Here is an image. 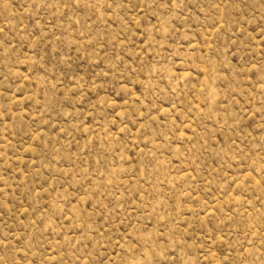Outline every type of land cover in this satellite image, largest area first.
<instances>
[{"label":"rangeland","instance_id":"1","mask_svg":"<svg viewBox=\"0 0 264 264\" xmlns=\"http://www.w3.org/2000/svg\"><path fill=\"white\" fill-rule=\"evenodd\" d=\"M0 264H264V0H0Z\"/></svg>","mask_w":264,"mask_h":264}]
</instances>
